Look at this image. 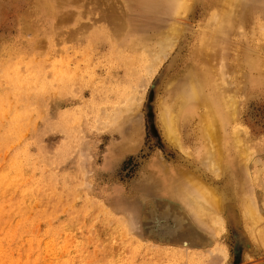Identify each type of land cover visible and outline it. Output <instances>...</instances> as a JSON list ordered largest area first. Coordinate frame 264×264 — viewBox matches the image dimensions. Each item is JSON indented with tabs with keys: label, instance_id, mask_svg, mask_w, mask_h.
<instances>
[{
	"label": "rangeland",
	"instance_id": "obj_1",
	"mask_svg": "<svg viewBox=\"0 0 264 264\" xmlns=\"http://www.w3.org/2000/svg\"><path fill=\"white\" fill-rule=\"evenodd\" d=\"M229 1L185 0L183 16L175 0H0V264H264V0ZM16 71L34 85L16 91ZM191 83L238 97L246 169L201 166V116L165 137L162 114ZM12 110L23 118L11 133ZM160 166L219 190L226 175L244 180L259 214L233 224L222 208V230L203 226L167 192L171 177L150 180Z\"/></svg>",
	"mask_w": 264,
	"mask_h": 264
},
{
	"label": "bare ground",
	"instance_id": "obj_2",
	"mask_svg": "<svg viewBox=\"0 0 264 264\" xmlns=\"http://www.w3.org/2000/svg\"><path fill=\"white\" fill-rule=\"evenodd\" d=\"M196 1V0H195ZM246 1V0H245ZM169 2V1H168ZM171 2V1H170ZM175 2L177 3L178 7L180 8V10H184L183 12V16H185V0H175ZM227 2H229L230 4L232 3V1L227 0ZM242 3V2H241ZM168 4V3H167ZM171 5V3H169ZM174 4V3H173ZM165 5V4H164ZM166 7V6H165ZM172 9V5L170 6ZM167 8V7H166ZM187 9V8H186ZM215 9V8H214ZM213 9V10H214ZM167 10H170L167 8ZM173 10V9H172ZM216 10V9H215ZM214 10V12L211 10V15L213 16L214 19H216L214 17V15L217 13ZM47 11V10H46ZM169 12V11H168ZM171 12V11H170ZM169 12V13H170ZM173 12V11H172ZM171 12V13H172ZM216 12V13H215ZM47 13V12H46ZM177 13V12H176ZM187 13V12H186ZM215 13V14H214ZM158 14H160L158 12ZM163 14V13H161ZM178 14V13H177ZM120 15V13H119ZM172 15V14H171ZM181 15V14H180ZM218 15V14H217ZM160 16V15H159ZM182 16V15H181ZM119 17V16H118ZM175 17V16H174ZM219 17V15L217 16ZM120 18V17H119ZM220 18H217L216 20H218ZM174 20V19H172ZM209 21L212 19H208ZM207 20V21H208ZM219 21V20H218ZM221 22V21H220ZM207 23V22H206ZM215 22H213L212 24H214ZM211 24V25H212ZM178 25V24H177ZM173 26V28L171 29L170 33L163 36L162 38L158 39L157 41V52H156V59L159 60V57L161 55H164L165 50L168 51L166 48L169 45H173L174 42V37L176 35V32H179L181 29L180 26ZM217 26V24H215ZM119 26H123L120 25ZM118 25H116V27H119ZM202 26H205L206 30V25L203 24ZM209 27V26H207ZM213 27V26H212ZM120 28V27H119ZM128 28V27H127ZM211 28V27H210ZM52 29V28H51ZM118 29V28H117ZM116 28H114V30H117ZM121 29V28H120ZM215 30H217L216 28H214ZM209 31H211V29H208ZM213 30V28H212ZM215 30H213L214 32H216ZM166 31V30H165ZM202 31V30H201ZM206 31V32H209ZM219 31V30H217ZM175 32V33H174ZM203 32V31H202ZM223 33V31L220 32V34ZM224 34V33H223ZM226 36V35H225ZM201 37H203V33L201 34ZM222 38V36H220ZM204 39V38H203ZM205 40H203L204 42ZM219 42V41H218ZM223 42V43H222ZM222 47L225 45L224 41L222 40ZM219 45V44H217ZM173 47V46H172ZM234 48V47H233ZM238 48V46H237ZM170 49V48H169ZM173 49V48H172ZM238 50V49H237ZM235 50V51H237ZM170 51V50H169ZM221 51H223L221 49ZM225 51V50H224ZM171 52V51H170ZM170 52L168 54H170ZM216 52V51H215ZM166 53V54H167ZM235 53V52H234ZM221 54V53H220ZM222 56V55H221ZM220 56V62L222 61L223 63V56ZM236 56V55H235ZM165 58V57H164ZM164 58H162L164 60ZM206 58H208L206 56ZM210 58V57H209ZM212 58V57H211ZM222 58V60H221ZM214 58H212L213 60ZM162 60V61H163ZM161 61V60H160ZM216 61V60H215ZM230 61V60H229ZM218 62V60H217ZM158 64V62H156ZM219 63V62H218ZM229 63V62H228ZM216 64V63H215ZM220 64V63H219ZM162 65V62H161ZM218 65V64H217ZM222 66V65H221ZM213 67V68H212ZM20 68V67H19ZM28 68V67H27ZM214 68L215 65H213L212 63L209 64L208 69L210 70L208 71V74L211 75L212 77L217 80L218 78V74L214 76L213 73L214 72ZM218 68V66H217ZM216 68V69H217ZM216 71V70H215ZM218 72H221L218 70ZM217 72V73H218ZM234 74V73H233ZM238 74V73H237ZM14 76V75H12ZM41 76V75H40ZM234 75H232L231 78H233ZM223 77V76H222ZM222 77H219L223 80ZM188 78V77H187ZM192 78V76H191ZM229 78V77H228ZM15 84H13L14 87H16V91L19 89V85H22L23 82L27 83V85H34V81L32 78H25L23 79L20 75H18V72L16 71V78H15ZM197 79V77L195 78ZM235 79V78H234ZM190 80V79H189ZM194 80V79H193ZM192 80V81H193ZM220 80V81H222ZM11 81V80H10ZM23 81V82H22ZM220 81H217L218 83H220ZM237 81V80H236ZM170 82H175L174 80L171 79ZM169 82V83H170ZM191 82V81H190ZM215 82V83H217ZM225 81L222 82V84ZM232 82V81H230ZM143 83V82H142ZM212 83V82H210ZM173 84V83H172ZM189 86L185 85L188 93H191L188 97V93H187V97L186 99H177L174 97V99H176V102H178L177 100H179V103L177 105H170V112H172L168 117L167 115H165V113L162 114V122H163V130H164V134L165 137L172 142H177L179 140V127L180 125L182 126L186 120H188L189 118L195 117V116H201V123H202V137L203 140L205 141L204 146H202V148H200L199 153H198V160L201 164V166H205L207 167V169L209 170V172L211 171L215 177H217V175L220 176V173L222 171V174L224 171V168L229 169L233 168L236 166V168H238L237 166L242 163V162H246V166H247V160L246 159L248 156V151L250 152V150H248L249 148L247 147V145L244 144V139H243V135L246 133L245 131L242 132V130L240 129H234L231 128V120L233 121L236 116H237V107H238V103H237V99L238 97L235 99L234 95L231 97H229V95H231L232 93H229V95H217V94H203L202 93V86L199 87V85L193 84ZM170 86V84H168ZM215 86H218L216 84H214ZM221 85V84H220ZM219 85V86H220ZM224 85H227L224 83ZM231 85V84H230ZM236 85V84H235ZM6 86V85H5ZM9 86V85H8ZM168 86V87H169ZM172 86V85H171ZM185 86L182 90V92L185 89ZM222 86V85H221ZM240 86V85H239ZM190 87V89L188 88ZM237 87V86H236ZM167 88V87H166ZM235 88V87H234ZM7 89V88H6ZM228 89V87H227ZM126 90V89H125ZM130 90V89H129ZM5 91V90H4ZM14 91V90H13ZM12 91V92H13ZM15 91V92H16ZM181 92V93H182ZM127 93V92H126ZM125 93V94H126ZM130 93V92H129ZM179 93V94H181ZM240 93V92H239ZM237 93V95L239 94ZM185 94L182 93L181 95ZM180 95V97H181ZM242 95V94H241ZM178 95H176L177 97ZM240 96V95H239ZM179 97V96H178ZM184 98V96H182ZM186 97V95H185ZM125 98V97H124ZM173 99V100H174ZM3 100V99H1ZM126 100V99H124ZM128 100V99H127ZM240 100V99H239ZM8 101V100H7ZM27 101V100H26ZM25 101V102H26ZM12 102V101H11ZM21 102V101H20ZM175 102V100H174ZM175 102V104H176ZM161 103V102H160ZM11 104V103H10ZM33 104V103H32ZM17 105V104H16ZM31 105V102L29 103V105L27 106V108H22L19 111H22L24 114H28L29 107ZM162 105V104H159ZM168 105V104H166ZM168 105V106H169ZM241 105V104H240ZM17 107V106H16ZM20 107V106H19ZM167 106H165L166 108ZM200 107L203 108V112L200 114L199 113V109ZM241 107V106H240ZM164 108V107H163ZM164 108V109H165ZM160 110V108H159ZM15 111V110H12ZM113 111V110H112ZM18 111H15L16 116H14V119H12V123H10L9 125V131L12 133L15 130L16 125L21 122V119L23 117H21L20 113H17ZM9 114V113H8ZM114 114V113H112ZM159 114V113H158ZM5 116V115H4ZM9 116V115H8ZM28 117V116H27ZM132 117V116H131ZM135 117V116H134ZM8 121V120H7ZM9 122V121H8ZM18 122V123H17ZM17 123V124H16ZM140 123V122H139ZM4 124H2L3 126ZM160 126V125H159ZM245 136V135H244ZM247 148H246V147ZM230 147H232V149L234 148L237 151V155L235 154L234 157L232 158V163L229 162L230 157H226L228 155V153L231 151L229 150ZM245 147V148H244ZM247 149V155L246 153H244V151L246 152ZM253 150H251L252 152ZM250 156V155H249ZM245 157V158H244ZM250 160V159H249ZM229 163L232 164L233 167L227 166L225 167V164ZM245 162H244V167L246 169L245 166ZM226 163V164H227ZM187 164V163H186ZM23 165V164H22ZM221 165H223V169L221 167ZM242 168L243 164H241ZM20 167V166H19ZM24 167V165H23ZM239 169V170H242ZM200 169V168H199ZM22 170V169H21ZM194 170V169H193ZM154 172L150 175V180L152 179L153 182L159 184H162L163 181L169 179L172 183V186H170L169 190L167 192H171L175 197H173L175 200H177L178 204H183L186 209L189 211L188 213L191 216H195L196 218H194V220H196L197 222H199V224H202L203 226L208 227L211 224H214L215 229H221V214L220 211L222 210V208H224V210L228 211L229 214L232 217V222L233 224H235L236 222H238L239 220V216H241L243 218V220L245 221H251L254 218L257 217V214H259V212L257 213L256 207L253 205L252 203V197H248V192H246V189H244L242 191V194H239V189L237 186L241 185V188H243V186L246 185V183H244V180L239 181V182H235L233 175L231 176H227L228 178V182H225L226 185L224 186L223 189L219 190L218 187L214 188L212 186H207L205 183H200L197 179L192 178L191 174H189L188 172H183L181 175H171L169 176L168 171L166 169V167L164 166H160V167H156L153 170ZM228 171V170H227ZM245 171V170H243ZM203 172V171H202ZM210 172V173H211ZM230 172V171H229ZM240 172V171H239ZM23 173V172H22ZM202 174V173H201ZM226 174V173H225ZM232 173H230L231 175ZM242 174V171H241ZM240 174V175H241ZM244 174V173H243ZM242 174V175H243ZM213 178V177H212ZM231 178V179H230ZM11 178H9L8 180H10ZM211 179V178H210ZM38 180V179H37ZM212 182L214 183H219L218 180L216 179H211ZM210 182V181H209ZM41 183V181L39 182ZM152 183V182H151ZM48 184V183H47ZM149 184V183H147ZM250 184V182L247 184V186ZM35 185L37 186V183L35 182ZM45 185V183L43 184ZM151 185V184H150ZM42 186V185H41ZM46 186V185H45ZM233 186V188H232ZM226 187V188H225ZM251 186H248V190H252L251 188H249ZM218 188V189H217ZM192 189V190H190ZM46 190V187H45ZM188 190L190 192H188ZM46 192V196L48 195V187H47V191ZM249 201V202H248ZM232 202H234L233 204H231ZM53 204H45L46 208H50L52 207ZM227 212V213H228ZM170 213V212H169ZM220 214V216H219ZM174 216V215H172ZM176 216V215H175ZM185 218V215H184ZM187 218V217H186ZM228 218V217H227ZM182 220V219H181ZM236 220V221H235ZM185 221H183V223L179 222L178 220H175L174 225H176V227L178 226L179 228V233H182L184 235H187V226L185 225ZM224 223V222H222ZM187 224V223H186ZM239 224V223H238ZM245 226V225H243ZM175 228V227H174ZM170 230V227H169ZM222 230V229H221ZM220 230V232H222ZM165 232H168L166 227L164 228ZM247 233V231H246ZM217 234V233H216ZM245 234V233H244ZM249 233H247L248 235ZM171 235H173L171 233ZM179 235V234H178ZM250 236V235H249ZM186 237V236H185ZM257 237V235H254V239ZM189 238V237H188ZM198 238V237H197ZM220 238V237H219ZM218 238V239H219ZM173 239V238H172ZM264 239L261 238L260 235V240ZM161 240V239H160ZM240 241V240H239ZM193 242V241H192ZM204 242V241H203ZM264 242V241H263ZM172 243V242H171ZM186 243V242H185ZM208 243V242H207ZM262 243V242H261ZM184 244V243H183ZM166 246V245H165ZM203 247V246H202ZM184 249V248H183ZM186 249V248H185ZM224 251V250H223ZM222 252V251H221Z\"/></svg>",
	"mask_w": 264,
	"mask_h": 264
}]
</instances>
